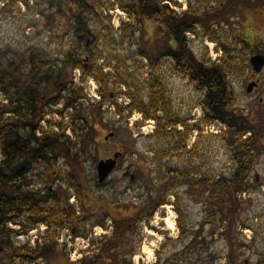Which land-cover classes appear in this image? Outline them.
Masks as SVG:
<instances>
[{
	"label": "rangeland",
	"instance_id": "1",
	"mask_svg": "<svg viewBox=\"0 0 264 264\" xmlns=\"http://www.w3.org/2000/svg\"><path fill=\"white\" fill-rule=\"evenodd\" d=\"M85 1L94 7L85 14V20L96 40L92 44L86 43L94 51V56L84 53L86 49L83 50V63L86 67L91 58L90 65H95L108 77L109 83L105 89L108 91L107 95L114 98V104L109 102L94 108L101 102L102 86L94 77H86L80 69L74 70L73 88L81 91L83 98L77 99L74 108L69 110L63 108V100L56 106L47 107L41 132H64L75 139L79 132H73L72 128L74 125H81V120L75 116L72 122L74 113L86 117L93 114L94 119L88 125L89 134L82 140L86 147L83 148L84 155L79 159L78 166L81 168L78 170H83V173L80 180L75 181L88 186L86 190L90 197L89 203L93 205L92 198H95L102 199L98 206H105L106 203L107 208L116 202L140 205L145 195V177L143 174L139 177L137 167L141 165L142 173H146V170L157 165L152 160V151L161 154L166 152L161 168L215 176L229 175L231 156L220 136L225 128L217 122L209 124L203 121V92L195 89L187 78L174 70L167 58L158 60L159 56L156 54L157 59H153L156 63H150L138 53V48L141 47L155 57V52L162 50L166 44L163 32L153 22L141 19L137 23L129 19L115 3L116 0ZM165 1L177 12L186 9L188 4L200 12L213 8L216 0ZM52 9L47 0H0V47L7 46L16 52H26L29 47H40L58 55L60 50L74 46L76 38L72 30L68 32V27L65 26L56 34L55 26L59 22L45 19V15ZM238 22V15H231L227 23L212 26L211 30L198 28L195 35L187 34L188 45L199 58L203 57L216 64L219 61L225 62L227 80L231 84L232 104L244 112L253 110L251 119L256 120L254 110L264 112V68L260 87L255 91L253 88L250 93H247V87L255 81L249 57L259 53L264 56V0H260L256 7L255 20H252L255 26L252 22ZM122 23L127 24L124 30L119 29ZM83 41L84 39L81 42ZM222 46L228 49L229 57L223 54ZM118 109L120 115L117 114ZM144 112L156 114L160 118L161 129L165 132L154 134L157 122L153 119L145 120ZM185 132L188 133L186 139ZM248 135L250 134H244L242 139ZM178 146L186 150H175ZM116 153L121 155L118 154L113 171L102 184H98L97 163L113 158ZM140 158L145 163H138ZM67 169L68 164L62 160L54 167H47L44 163L35 164L27 172L31 179L29 187L41 189L46 182L50 184V174L56 172L61 178L71 171V168ZM248 181L251 188L240 195L243 211L234 235L242 243L238 260L243 264H256L260 258H264V152L259 154ZM57 183L54 184L55 188L58 187ZM71 183L74 185V182ZM68 185L69 179L67 184L63 180L59 187L66 192L70 206L79 215L75 191ZM174 191L179 196L176 204L171 205L174 199L169 197V204L159 207L149 221L141 217L133 226L134 233L125 242L129 248L134 249V254L129 257L130 251L127 252L126 259L129 258L132 264H225L227 247L221 236V229L213 234V228L206 222L212 214L207 208L206 194L187 190L185 187ZM177 209L181 215L177 213ZM90 210L92 208L89 206L87 214H84L86 221L80 225L79 231L87 232L91 244L99 241L98 238L103 235L109 236L113 227L110 226L111 219L104 222L105 227H109L107 230L99 226L91 227L98 216ZM170 215L173 230L167 229L164 222ZM179 218L187 233L191 232L189 238L181 235L177 224ZM201 225L204 227L201 228ZM36 226L37 230H30L21 236L23 243L29 241L32 244L47 229L44 224ZM11 227L19 229L17 226ZM193 234H197L195 246L183 249ZM58 241L64 245L71 262L79 260L84 253L90 254L92 249L86 239L74 238L67 226L58 232ZM146 247L151 255L144 252ZM125 253L126 250L122 251V254ZM39 264L42 263L39 261Z\"/></svg>",
	"mask_w": 264,
	"mask_h": 264
},
{
	"label": "trees",
	"instance_id": "2",
	"mask_svg": "<svg viewBox=\"0 0 264 264\" xmlns=\"http://www.w3.org/2000/svg\"><path fill=\"white\" fill-rule=\"evenodd\" d=\"M47 1L53 9L48 11L45 19L59 22L55 24L56 34L65 26L68 27V32L72 30L76 38L74 46L60 50L58 55L40 47H29L26 52H16L7 46L0 47V264H39V261L42 264H132L125 255L130 251L131 257L134 249L129 248L125 241L134 233L133 226L141 217L149 221L159 207L169 204V197L174 199L172 205L176 204L179 196L174 190L180 187L206 194L207 208L212 212L206 222L213 228V234L221 229V236L227 247L225 264H243L238 260L242 243L234 232L239 226V216L243 211L240 195L251 188L248 183L249 173L254 169L259 154L264 152V112L254 110L257 119L252 120L253 110L244 112L232 104L231 84L227 80L225 62L211 63L196 56L188 45L187 34L195 35L198 28L211 30L212 26L227 23L231 15H238V23L252 22L260 0H216L213 8L199 10L200 12L189 4L186 9L177 12L165 0L115 1L129 19L137 23L141 19L153 22L163 32L166 44L162 50L155 52V57L141 47L138 48V53L150 63H156L153 61L154 58L157 59L156 54L159 56L158 60L167 58L174 70L187 78L195 89L203 92V121L209 124L217 122L225 128L220 136L223 144L229 148L231 171L227 176H215L161 168L166 152L161 154L152 151V160L157 165L146 170V173H142L141 165L137 167L139 177L142 174L145 177V195L140 205H121L116 202L109 208L106 203V207L98 206L102 199L95 198H92L95 205L93 207L89 203L90 197L86 190L88 186L80 185V181L75 182L80 180L83 173V170H78L81 168L78 166L79 159L84 155L83 148L86 147L82 140L89 134L88 125L94 119L93 114L86 117L74 113L71 121L75 120V116L81 120V125H74L72 128L73 132H79L75 139L64 132L45 131L37 136L47 107L56 106L63 100V108L69 110L74 108L77 99L83 98L81 91L73 88L72 72L75 69H80L86 77H94L102 86L101 102L94 108L109 102L114 104V98H110L105 89L109 83L108 77L95 65H90L91 58L86 67L83 63V50L86 49L84 53L94 56V51L86 42L88 40L92 44L96 39L85 20V14L93 10V5L85 0ZM252 24L255 26L253 22ZM126 26V23H122L120 29L124 30ZM222 51L229 57L226 47L222 46ZM116 107L118 108L117 105ZM117 114L120 115L119 109ZM144 119L157 122L154 134L165 132L161 129L160 118L156 114L144 112ZM244 134L250 135L242 139ZM187 135L185 132V139ZM179 149L186 150L182 146L175 147V150ZM24 159L28 160L27 168L20 173H12L11 167ZM60 160L66 162L67 171L70 168L71 171L61 178L56 172L50 174V184L46 182L41 189L29 187L31 179L27 172L33 169V165L44 163L47 167H54ZM139 162L145 163L142 158L138 159ZM68 179V186L74 189L79 203L78 216L70 206L66 192L59 187L63 180L67 184ZM55 183L58 184V189L55 188ZM89 206L92 208L90 211L98 216L91 227H104V222L111 219L113 228L109 236L103 235L99 241L91 242L90 254L85 253L79 260L71 262L64 245L58 241V232L67 226L74 238L86 237L87 232L79 231V227L86 221L84 214H87ZM177 213L181 215L179 209ZM37 224H44L47 228L42 236L33 244L29 241L17 244L15 239L35 229ZM177 224L181 235L189 238L191 232L187 233L180 218ZM11 226L19 229L15 230ZM196 237L197 234H193L183 249L195 246ZM125 250L126 253L122 254ZM256 264H264V258H260Z\"/></svg>",
	"mask_w": 264,
	"mask_h": 264
},
{
	"label": "water",
	"instance_id": "3",
	"mask_svg": "<svg viewBox=\"0 0 264 264\" xmlns=\"http://www.w3.org/2000/svg\"><path fill=\"white\" fill-rule=\"evenodd\" d=\"M86 43H89V41L87 40ZM249 63L252 67V71L254 72V74H257L264 66V56L260 54L252 55L249 57ZM255 86H256L255 83H251L250 85H248L247 93H250ZM105 139H107V137ZM118 156H119L118 154H114L113 158L100 160L97 163L96 171H97V181L99 184H102L107 179L108 175L113 171ZM27 166H28V160L24 159L23 161L13 165L11 167V172L20 173L24 171L27 168Z\"/></svg>",
	"mask_w": 264,
	"mask_h": 264
},
{
	"label": "bare ground",
	"instance_id": "4",
	"mask_svg": "<svg viewBox=\"0 0 264 264\" xmlns=\"http://www.w3.org/2000/svg\"><path fill=\"white\" fill-rule=\"evenodd\" d=\"M171 215L169 217H167L164 222L167 226V229L169 230H173L174 229V225H173V221L171 220ZM144 252H146L148 255H151V251L146 247L144 248Z\"/></svg>",
	"mask_w": 264,
	"mask_h": 264
},
{
	"label": "flooded vegetation",
	"instance_id": "5",
	"mask_svg": "<svg viewBox=\"0 0 264 264\" xmlns=\"http://www.w3.org/2000/svg\"><path fill=\"white\" fill-rule=\"evenodd\" d=\"M259 54H260V53H259ZM263 68H264V67H263ZM263 68L260 70L259 73L254 74L255 76L252 75V76L255 78L254 83L256 84V86L254 87V91L260 87V84H261V81H262V78H263V75H262V73H263ZM254 91H253V92H254ZM251 94H252V93H251Z\"/></svg>",
	"mask_w": 264,
	"mask_h": 264
}]
</instances>
